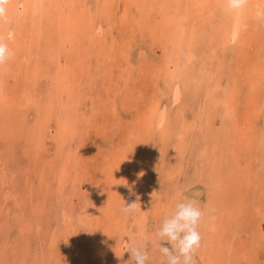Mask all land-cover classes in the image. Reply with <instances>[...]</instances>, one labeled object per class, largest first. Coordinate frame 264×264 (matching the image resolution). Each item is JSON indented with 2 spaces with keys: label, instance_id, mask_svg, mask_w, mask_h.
Segmentation results:
<instances>
[{
  "label": "rangeland",
  "instance_id": "374dc122",
  "mask_svg": "<svg viewBox=\"0 0 264 264\" xmlns=\"http://www.w3.org/2000/svg\"><path fill=\"white\" fill-rule=\"evenodd\" d=\"M57 1L69 15L57 24L65 43L54 42L45 0H7L0 19L14 53L0 66V264H134L129 244L166 264L160 246L171 244L157 231L186 198L210 214L194 264H264V21L244 20L243 37L223 46L222 0ZM192 36L201 53L188 61L180 48ZM173 68L184 72L178 99ZM161 100L173 105L174 132L159 129L161 117L148 127ZM205 137L217 157L200 153ZM146 166L150 181L139 180ZM149 184L155 200L142 194Z\"/></svg>",
  "mask_w": 264,
  "mask_h": 264
},
{
  "label": "bare ground",
  "instance_id": "6f19581e",
  "mask_svg": "<svg viewBox=\"0 0 264 264\" xmlns=\"http://www.w3.org/2000/svg\"><path fill=\"white\" fill-rule=\"evenodd\" d=\"M48 1H51L50 3L48 2ZM49 3V4H48ZM44 5V4H43ZM47 6H49V7H53V8H51V11L52 10H54L55 11V16H53V19H55L56 20V27L58 28V22H59V20H60V23L61 24H64V19L65 18H68V16L69 15H66V11H64V10H62L61 9V5H59L58 4V1L57 0H45V7H44V9H43V11H46V8H47ZM57 6H60L59 8L57 7ZM221 6H223L224 8L223 9H225L226 8V13H227V18H225V20L224 19H222V22L223 23H218V25L220 24L221 26L219 27V29H218V31L215 33L216 35H219L220 34V36H222V38L224 39V42H223V46H226L225 44L226 43H230V42H232V41H234L235 39H239V38H241V37H243L242 36V34H243V30H244V28H245V26H246V23H245V21L247 20V22L251 25H253V24H255V19L253 20V18H254V16H257V13H256V11H257V9H253V13H251V10H249V8H247V6H248V4L245 6L247 9V12H248V16H251V22H250V19H247L246 17H243V15L242 14H244V10H245V7L244 8H242V9H239V10H236V11H229L228 9H227V7H226V0H222V3H221ZM253 8V7H252ZM220 9L222 10V7H220ZM177 10V9H176ZM264 9L263 8H261V10H260V12H261V14L258 16V17H260L261 18V20H263L264 21ZM38 13H40V11H39V9H36V10H34L33 11V14L34 15H36V14H38ZM251 13V14H250ZM250 14V15H249ZM245 20V21H244ZM63 21V22H62ZM214 21H216V19L214 20ZM193 24V23H192ZM60 26L61 25H59V31H60V35H59V39H58V42L57 41H54L55 42V44H59L61 41L63 42V40H65L67 37H66V35L68 34V33H66L67 31H65V32H63L62 31V28H60ZM56 27H55V29H56ZM247 27V26H246ZM183 29V28H182ZM253 29V27H251V30ZM190 30V29H189ZM174 32V31H173ZM190 32V31H189ZM176 33V32H175ZM191 34V33H190ZM183 36V35H182ZM195 37V36H194ZM178 38V37H177ZM70 39H68V41H69ZM185 40V39H184ZM199 40L198 39H196V37H195V39L193 38V36H192V38H191V40L189 41V43L186 45V49H188V51H186V49H183V48H180L182 51H183V53H184V57H189L188 58V61H192L193 60V57L194 56H196V55H198V52H200L201 53V48L200 47H198V45H199V43L200 42H198ZM185 42V41H184ZM63 43H65V42H63ZM17 44V43H16ZM72 44V43H71ZM71 44H69V45H71ZM182 44V43H181ZM185 46V45H184ZM185 48V47H184ZM218 50V49H217ZM180 51V50H179ZM176 52V51H175ZM202 52H203V50H202ZM214 52V51H213ZM178 53V52H177ZM215 53V52H214ZM204 56V55H203ZM206 56V55H205ZM208 56V55H207ZM208 58V57H207ZM198 62V61H197ZM205 62H206V60H205ZM207 63V62H206ZM219 63H221L220 61H219ZM206 66V65H205ZM183 69H172L171 70V72L169 73L170 75H169V77H170V79L172 78V80H169L168 81V88L170 89V94L171 95H173V97H175V98H181V91H182V88H184L183 87ZM187 74H189L188 72H187ZM261 75H262V73H260ZM202 79H203V77H202ZM192 81V80H191ZM247 81V80H246ZM174 84H173V83ZM191 83V82H190ZM210 93H209V96H210V98L214 101V102H217L216 101V99H215V96H213V93L211 92V90L209 91ZM164 95H166V94H164ZM3 96V95H2ZM12 96V95H11ZM231 96V95H230ZM9 97V96H8ZM174 100V99H173ZM162 101H164V100H161L160 102H159V104H160V107L157 105V107H155L153 110H151V114H149L148 115V120H147V123H148V127H149V125L150 124H152V127L153 128H155V129H158V127H159V125H158V122H159V119H158V117L160 118L161 117V122L160 123H162V128L161 127H159V129H161V130H163L164 132H166L167 133V131L170 129V127L172 126V124L174 125V123L176 122V121H178L177 119H176V117H174V113L172 112V111H170V110H174L173 109V105L172 106H170L169 108H167V105L166 106H162L161 105V103H162ZM174 102H176V101H174ZM173 102V103H174ZM168 105H170V103H168ZM175 119V120H174ZM164 125V126H163ZM185 127V129H183L182 130V136L185 138V139H183V138H181V140L178 142V145H177V149L178 150H180V148L182 149V147H185L186 146V144L188 143V141L190 140L189 139V136L188 137H186V134H184V133H186V131L188 132V130L191 128V127H189V126H187V124H185L184 125ZM186 126H187V128H186ZM164 127V128H163ZM165 129V130H164ZM174 132L172 129H170L169 130V132ZM204 139H206V137L204 138ZM240 140V139H239ZM263 140H264V137H263ZM210 142V140H208V138L204 141V146H203V149L202 150H200V153H204L203 154V156L205 155V157L206 158H210V154L212 153L215 157H217L218 155L216 154V150L213 148V146H214V142H212V143H209ZM245 142V141H244ZM134 144V143H133ZM211 144V145H210ZM232 148H235V146H234V144H236L235 142H233V143H228ZM248 144V143H247ZM261 146H263L264 147V142H263V144L261 145ZM261 146H259V144H258V147H261ZM212 148H213V150H212ZM252 149V148H251ZM215 150V151H214ZM202 155V154H201ZM202 156V157H203ZM264 156V154H259L258 156H257V158L259 157L260 158V160H261V158ZM215 159V158H214ZM211 160V159H210ZM142 170H140V171H138V172H136V174H137V177H139V180H144V181H150V175H151V173H152V171L146 166L144 169H143V167L141 168ZM152 169V168H151ZM244 171L247 173V176L248 177H253L255 174L253 173V170L252 169H250V168H248V170H246V169H244ZM244 171H242V174L244 173ZM140 173H143V175L141 176L140 175ZM246 173L244 174V175H246ZM240 174H241V172H240ZM211 175H212V177H210V179H212L213 180V178L215 177V176H213V174L211 173ZM188 181V180H187ZM220 179H218V178H216L215 180H213V182H212V185L211 186H213V185H216V186H219V184H220ZM106 192V191H105ZM104 191H103V193H105ZM156 191H155V189L153 188V185H151V184H149V185H146L143 189H142V194L144 195V196H146V198H150V199H153V200H155V195H154V193H155ZM97 197V196H96ZM141 197H142V195H141ZM99 198V197H98ZM109 198V197H108ZM105 200V199H104ZM139 200H144V198L142 197V198H139ZM141 203H143L144 201H140ZM225 203H226V201H225ZM164 203L163 202H161V200H160V203L157 205L158 207H156V209L157 210H155V211H158V212H160V214L161 213H164V205H163ZM142 207H140V208H142L141 209V213L143 214V216L145 215V212H147V211H145L144 210V206L143 205H141ZM144 207V208H143ZM223 210V209H222ZM223 211H225V210H223ZM169 212V211H168ZM210 215V214H209ZM209 215H205L204 217L208 220L209 219ZM146 216V215H145ZM210 218H215V214H212V216L210 217ZM141 219H142V215H138L137 216V220H139V221H141ZM216 220L213 222V223H211V227L212 226H214L216 223ZM212 229V228H211ZM264 230V229H263ZM70 231H72V230H70ZM69 231V232H70ZM261 231H262V229H261ZM74 232V231H73ZM138 239H139V237H138ZM152 236L151 235H148V237H147V241L150 243L151 241H152ZM142 240V239H141ZM135 243V242H134ZM142 245H143V243H142ZM115 250L116 251H118L119 252V254L121 255V254H123L122 253V250L120 249V247L118 246L117 248H115ZM224 251V250H223ZM238 253V252H237ZM238 255V254H237ZM94 258V257H93ZM96 258V257H95Z\"/></svg>",
  "mask_w": 264,
  "mask_h": 264
},
{
  "label": "clouds",
  "instance_id": "9594fccd",
  "mask_svg": "<svg viewBox=\"0 0 264 264\" xmlns=\"http://www.w3.org/2000/svg\"><path fill=\"white\" fill-rule=\"evenodd\" d=\"M7 0H0V19L6 15L5 4ZM247 0H226V7L229 11H236L244 8ZM259 16L260 13L258 12ZM14 53L0 37V66L7 63ZM142 176L143 173H140ZM131 192V187H129ZM135 195V193H132ZM137 199H139L137 197ZM137 202L124 204L122 211L131 214L136 211ZM205 212L195 200L184 199L178 201L171 213L162 221L157 235L161 241H167L171 248L160 246L161 254L166 257V264H194V257L197 251L202 247V236L199 231L200 225L204 219ZM129 252L134 264H148L149 254L143 247L129 244Z\"/></svg>",
  "mask_w": 264,
  "mask_h": 264
}]
</instances>
